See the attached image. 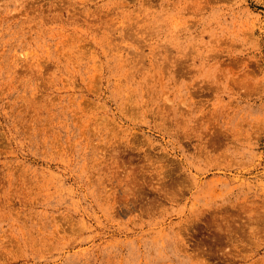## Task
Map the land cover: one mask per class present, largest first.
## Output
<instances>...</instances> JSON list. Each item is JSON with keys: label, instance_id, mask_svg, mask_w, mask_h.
<instances>
[{"label": "rangeland", "instance_id": "rangeland-1", "mask_svg": "<svg viewBox=\"0 0 264 264\" xmlns=\"http://www.w3.org/2000/svg\"><path fill=\"white\" fill-rule=\"evenodd\" d=\"M0 264H264V0H0Z\"/></svg>", "mask_w": 264, "mask_h": 264}]
</instances>
